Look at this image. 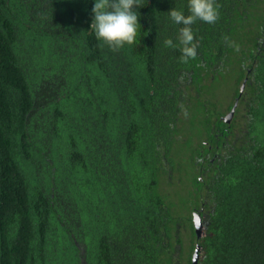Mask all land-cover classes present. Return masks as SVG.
Here are the masks:
<instances>
[{"label": "trees", "instance_id": "16d2710c", "mask_svg": "<svg viewBox=\"0 0 264 264\" xmlns=\"http://www.w3.org/2000/svg\"><path fill=\"white\" fill-rule=\"evenodd\" d=\"M216 2L183 63L164 40L187 0H140L119 51L94 0H0V264H175L178 247L191 264L196 245L200 264H264V0ZM231 77L230 132L214 89ZM206 142L228 151L213 168Z\"/></svg>", "mask_w": 264, "mask_h": 264}, {"label": "clouds", "instance_id": "9594fccd", "mask_svg": "<svg viewBox=\"0 0 264 264\" xmlns=\"http://www.w3.org/2000/svg\"><path fill=\"white\" fill-rule=\"evenodd\" d=\"M140 0H94L92 23L90 25L96 39L112 51H119L126 45L138 43ZM188 14L173 8L168 12L171 23L178 28L176 42L165 39L167 48H179L180 60L187 63L197 56V44L193 25L197 22L209 25L219 19L216 0H187Z\"/></svg>", "mask_w": 264, "mask_h": 264}, {"label": "flooded vegetation", "instance_id": "af4514ba", "mask_svg": "<svg viewBox=\"0 0 264 264\" xmlns=\"http://www.w3.org/2000/svg\"><path fill=\"white\" fill-rule=\"evenodd\" d=\"M244 85H246L245 83H244ZM243 85V86H244ZM242 86V87H243ZM242 87H241V90H242ZM246 87V86H245ZM244 91H245V88H244ZM244 91H243V93H244ZM241 94V93H240ZM243 95V94H242ZM242 95H240V96H242ZM235 96V95H234ZM240 96L239 97H233V99H234V102H233V106L231 107V109L228 111V109H227V111L225 112V114L222 116V117H220L219 118V121H222L223 123H225L226 125H227V127L229 128V130H230V132H231V129L234 127L233 126V124L235 125V120H236V113H237V111H238V108H239V104H240ZM238 102V107H237V110H236V112H235V114H234V116L229 120L228 119V117L230 116V114H231V112H232V110H233V108H234V106L236 105V103ZM218 103H219V101H217V110H216V112H215V115H219L221 112V109H222V107L220 106V105H218ZM218 119V118H217ZM217 119H215V122H217ZM181 126L182 125H180V128H181ZM233 131V130H232ZM209 142V141H208ZM208 142H206V145H208L209 146V153H207V154H201V156H202V158L203 159H205V160H211V164L213 165L212 166V168L213 167H215V165H216V162L218 161L219 163L222 161L221 159L223 158V155H225L226 153H228V151H226V149H224V150H221V148L220 147H218L217 148V151H214L213 150V147L212 146H210V143H208ZM213 152H214V154H213ZM199 161H201L200 163L198 162V164H200L201 166L199 167V171L201 172V173H204V171L206 170V173H209L210 171L209 170H207V168H205L204 167V165L206 166V161L204 162V160H199ZM200 173V174H201ZM202 210V209H201ZM200 210V211H201ZM200 211H197V213H194V215L193 216H195V214H197V215H199V217L201 218V220H202V225H203V229H204V221L206 220V216L204 215V216H201L202 215V212H200ZM200 212V213H199ZM198 245H196L195 247H194V251H193V253H192V255H191V264H200V260H201V254H200V252H199V257L196 259V261L194 260V254H195V250H196V247H197ZM188 256H190V254L188 255ZM189 258V257H188ZM189 260V259H188ZM175 264H181L182 262H181V260H180V248L178 247V249H177V254L175 255Z\"/></svg>", "mask_w": 264, "mask_h": 264}, {"label": "rangeland", "instance_id": "374dc122", "mask_svg": "<svg viewBox=\"0 0 264 264\" xmlns=\"http://www.w3.org/2000/svg\"><path fill=\"white\" fill-rule=\"evenodd\" d=\"M235 79L233 77L229 78V79H223L219 82H217L218 84L216 85L214 91L216 92V94L220 97V106L222 107L221 109V113H225L227 111V107L231 106L232 103V99H233V95H235V84H234ZM225 108V110H224ZM214 113V110L212 111ZM182 178H187L186 174H182ZM185 183L188 184L187 181H184ZM188 187V185L186 186ZM179 193L184 194V188L181 186L180 188L176 189V195L178 196ZM188 236H190V233H187ZM184 244L186 249L188 250L189 245L187 244V242H190L191 240V236L190 238H186V236L184 237ZM189 254L191 253V249H189ZM193 253V251H192ZM191 253V254H192Z\"/></svg>", "mask_w": 264, "mask_h": 264}, {"label": "water", "instance_id": "95a60500", "mask_svg": "<svg viewBox=\"0 0 264 264\" xmlns=\"http://www.w3.org/2000/svg\"><path fill=\"white\" fill-rule=\"evenodd\" d=\"M244 88H245V85L242 87L241 95L243 94ZM237 107H238V102L236 103V105L234 106L230 116L228 117L229 120L234 116V114H235V112L237 110ZM194 225H195V230H196L197 237L201 238L202 235H203V225H202L201 218L197 214H195V216H194ZM199 252H200V246L198 245L196 247L195 254H194V260L195 261L199 257Z\"/></svg>", "mask_w": 264, "mask_h": 264}]
</instances>
